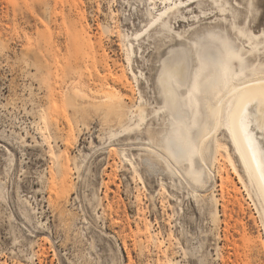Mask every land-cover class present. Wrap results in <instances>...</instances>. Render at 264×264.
Instances as JSON below:
<instances>
[{
  "label": "rangeland",
  "instance_id": "1",
  "mask_svg": "<svg viewBox=\"0 0 264 264\" xmlns=\"http://www.w3.org/2000/svg\"><path fill=\"white\" fill-rule=\"evenodd\" d=\"M213 36L239 52H214L230 79L264 73V0H0V264H264V214L224 126L200 191L136 146L172 128L158 74L181 47L192 119ZM103 85L119 112L73 96Z\"/></svg>",
  "mask_w": 264,
  "mask_h": 264
},
{
  "label": "bare ground",
  "instance_id": "2",
  "mask_svg": "<svg viewBox=\"0 0 264 264\" xmlns=\"http://www.w3.org/2000/svg\"><path fill=\"white\" fill-rule=\"evenodd\" d=\"M173 8L168 6L163 11L167 14L159 23L161 27L166 26L168 11ZM163 13L160 14L162 17L165 16ZM222 49L225 50L223 41L213 36L207 38L195 52L199 74L194 76L189 90L188 103L193 110L190 121L184 118L187 105L180 89L189 70V53L181 47L166 57L158 81L167 118L173 122L172 128L164 133L161 145L152 130L147 128V140H141L136 146L145 149L150 159H162L172 172L188 180L195 191H200L199 183L203 174L212 172L207 159H210L214 148V130L224 126L238 164L249 180L264 214V73L240 80L230 79L228 71L214 63V52L223 60L226 57L238 58L240 55L238 51L225 54ZM73 90L75 98L80 95L96 98L98 108L103 111H120V95L108 86H102L99 97H93L77 86ZM245 104L248 105L249 133L255 159L239 124V116ZM125 156L131 159L127 154ZM227 159L232 171L243 182L234 156L228 155Z\"/></svg>",
  "mask_w": 264,
  "mask_h": 264
},
{
  "label": "snow or ice",
  "instance_id": "3",
  "mask_svg": "<svg viewBox=\"0 0 264 264\" xmlns=\"http://www.w3.org/2000/svg\"><path fill=\"white\" fill-rule=\"evenodd\" d=\"M239 124H240L241 130L243 131L246 139L248 140L250 151H253V159H255L254 145H253L250 133H249V119H248V105L247 104H245L244 109L240 113Z\"/></svg>",
  "mask_w": 264,
  "mask_h": 264
}]
</instances>
